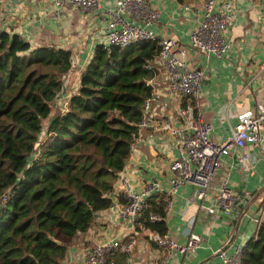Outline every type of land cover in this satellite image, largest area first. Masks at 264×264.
<instances>
[{"label":"trees","instance_id":"trees-1","mask_svg":"<svg viewBox=\"0 0 264 264\" xmlns=\"http://www.w3.org/2000/svg\"><path fill=\"white\" fill-rule=\"evenodd\" d=\"M160 48L158 39L124 48L98 43L77 91L52 114L74 65L72 50L0 32V201L8 194L0 206V264H61L70 240L113 204ZM169 200L165 192L152 195L141 218L146 227L136 232L165 234ZM242 264H264V220Z\"/></svg>","mask_w":264,"mask_h":264},{"label":"crops","instance_id":"crops-1","mask_svg":"<svg viewBox=\"0 0 264 264\" xmlns=\"http://www.w3.org/2000/svg\"><path fill=\"white\" fill-rule=\"evenodd\" d=\"M102 1L110 7L116 2ZM203 1L151 0L161 12L154 29L159 37L172 36L184 44L189 64L205 70L204 116L214 125L213 137L224 140L240 112H255L258 104L264 101V69L257 73L264 63V0H232L235 19L225 30L232 45L222 57L208 56L189 43L190 32L197 21L195 8L202 7ZM222 1L225 0H216V7ZM184 3H190L192 7L185 8ZM1 31L18 32L34 46L54 44L72 50L76 64L65 79L61 96L53 102L52 114L66 107L69 98L77 91L80 75L93 56L95 46L100 42L107 43L106 19L98 12L57 8L53 0H1ZM159 70L162 71V67ZM187 102V96L170 92L166 87L160 91L147 111L148 124L141 125L131 154L115 183L113 204L97 213L94 225L86 232L70 240L67 256L61 264H84L86 252L97 241L109 237L126 240L132 235L137 238V244L131 253L112 254L117 264H127V256H130V264H161L164 248L147 235V230L136 232L117 212L115 203L122 201L121 195L124 199L122 177L128 178L137 191L142 190L148 180L160 181L162 191L159 193L165 192L170 197L166 207V233L178 241H186L189 221L195 218V230L203 236L201 245L186 255L173 251L165 264H225L219 249L231 252L235 242L247 241L257 234L254 219L264 205V150L249 147L232 151L225 156L220 168L219 177H229L238 198L240 191L242 196L255 191L246 212L244 208L239 210L236 223L232 217L201 207L207 201L195 196L191 183L169 191L170 164L181 154L180 139L157 125L166 118L172 119L174 125H181L184 120L179 117L177 109ZM246 153L248 159L243 158Z\"/></svg>","mask_w":264,"mask_h":264},{"label":"built area","instance_id":"built-area-1","mask_svg":"<svg viewBox=\"0 0 264 264\" xmlns=\"http://www.w3.org/2000/svg\"><path fill=\"white\" fill-rule=\"evenodd\" d=\"M53 1L57 8L68 7L73 10L98 12L106 19L107 43L124 48L136 40H159L160 53L149 65L156 68L157 72L147 80V84L152 86V92L144 102L141 125L148 124L147 111L165 87L170 92L188 97V102L177 109L179 117L184 120L181 125H174L170 118L157 125V128L169 130L180 139L181 154L170 164L172 174L169 179L171 184L169 191H176L181 185L191 183L195 196L207 201L205 204L202 203L201 207L230 218L237 204L238 194L231 186L228 176L219 177L220 168L225 156L232 151H243L249 147L264 150V101L258 104L255 112H240L236 122L230 126L227 137L224 140H217L213 137L214 125L205 118L203 111L205 70L189 64L187 47L176 38L159 37L154 25L159 21L161 12L151 0H116L112 7L102 0ZM215 2L216 0H204L202 7L195 8L197 21L190 32L189 43L208 56L222 57L229 52L232 45L231 40L225 35V30L235 19L236 12L232 0L222 1L218 7ZM183 5L185 8L192 7L190 3ZM159 67L163 70L160 71ZM263 69L264 63L257 73L260 74ZM243 158L248 159L247 153L243 154ZM122 187L124 200L115 203L119 216L134 228L137 225L145 228L141 218L147 201L152 195L162 191V184L157 179L148 180L143 189L137 191L128 178L122 177ZM7 197L8 194L2 197L0 206L6 202ZM149 218L155 220L160 216L151 213ZM254 220L258 233L264 220V205ZM195 223V218L189 221V232L185 242L178 241L168 233L150 231L151 239L164 248L161 264H165L175 250L186 255L201 245L203 236L195 230ZM246 242V240L235 242L231 252L225 249L218 250L225 264H242ZM136 244L137 238L134 235L126 240L109 237L97 241L86 252L84 264H117L112 254L115 252L129 254ZM126 263L130 264V256L126 257Z\"/></svg>","mask_w":264,"mask_h":264},{"label":"water","instance_id":"water-1","mask_svg":"<svg viewBox=\"0 0 264 264\" xmlns=\"http://www.w3.org/2000/svg\"><path fill=\"white\" fill-rule=\"evenodd\" d=\"M240 197L238 198V202L233 208V211L230 215V218H233V222L236 223L238 220V212L240 209H243L244 212H246L247 208L250 206V203L248 201L255 196V191H251L248 195L242 196V191H240Z\"/></svg>","mask_w":264,"mask_h":264}]
</instances>
